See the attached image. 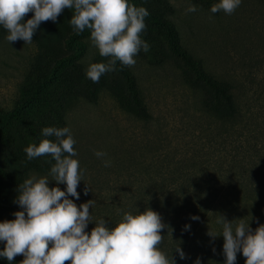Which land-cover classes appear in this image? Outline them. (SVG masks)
Here are the masks:
<instances>
[{"label": "rangeland", "instance_id": "1", "mask_svg": "<svg viewBox=\"0 0 264 264\" xmlns=\"http://www.w3.org/2000/svg\"><path fill=\"white\" fill-rule=\"evenodd\" d=\"M218 2L130 0L149 12L141 34L149 51L141 49L133 67L118 61L116 71L93 83L87 68L106 59L92 46L86 29L71 63L54 68L60 73L80 65L90 98L71 99L58 74L42 104L28 116L10 117V113L19 108L30 87L27 73L36 48L24 41L9 43L8 34H0V185L22 169L27 146L45 138L55 140L43 137L42 129L60 128L63 122L76 140L78 155L73 158L83 172L77 188L80 198H68L78 207L95 202L87 232L99 219L111 228L124 213L135 215L149 208L167 225L161 233V250L175 264H195L197 258L201 264H225L217 216L229 222L244 219L253 231L264 225V0H242L232 15L213 14L210 9ZM189 5L197 11L187 13ZM182 54L233 86L238 118L222 121L204 109L202 92L189 85L196 73ZM116 82L125 89L128 83L137 85L148 116L120 108L110 90ZM97 151L107 155L97 158ZM34 160L55 163L51 156ZM104 160L111 166L105 167ZM33 176H47L50 188L66 190L49 173L30 172L26 179ZM18 188L9 208L0 212V223L23 211L16 203ZM209 230L218 237L213 240ZM178 246L185 253L183 260L175 252ZM3 248L0 242V251ZM236 264H245L242 253H237Z\"/></svg>", "mask_w": 264, "mask_h": 264}, {"label": "clouds", "instance_id": "2", "mask_svg": "<svg viewBox=\"0 0 264 264\" xmlns=\"http://www.w3.org/2000/svg\"><path fill=\"white\" fill-rule=\"evenodd\" d=\"M241 3L242 0H219L210 11L232 15ZM65 9L74 10L70 19L73 30L78 35L89 30L92 46L106 59L87 68L86 76L93 83L116 71L118 61L133 67L141 49L149 51V44L141 38L149 12L130 0H0V26L7 31L9 43L30 44L40 24L55 23ZM196 11L194 5L186 9L187 13ZM30 13L32 18L24 22ZM42 136L55 140L45 138L38 145L27 146V159L51 156L55 163L49 175L56 185H66V190L50 188L47 176H33L19 185L16 203L23 211L15 212L14 220L0 223V242H4L0 257L9 264L17 256L24 257L21 264H175L173 257L161 250V233L167 225L159 213L149 208L135 215L124 213L111 228L105 219H99L87 232L93 223L90 209L95 202L89 200L78 207L68 198H80L77 188L83 172L78 159L73 158L78 155L76 140L68 127H45ZM94 154L97 158L107 155L101 151ZM104 166L110 167L111 161L104 160ZM88 190L86 187L85 195ZM217 223L222 225L219 236L224 240L225 264H236L237 253H242L245 264H264V225L253 231L244 219L229 222L224 216H217ZM208 235L213 240L218 237L210 230ZM175 252L180 259L186 258L179 246ZM195 264H201L199 258Z\"/></svg>", "mask_w": 264, "mask_h": 264}, {"label": "trees", "instance_id": "3", "mask_svg": "<svg viewBox=\"0 0 264 264\" xmlns=\"http://www.w3.org/2000/svg\"><path fill=\"white\" fill-rule=\"evenodd\" d=\"M73 14V9H65L55 23L49 21L40 24L32 41L36 51L27 73L30 87L24 91L23 102L15 113H10V117L31 114L34 109L42 104L45 92L48 91V85L57 80L58 74H60L61 80L68 85L71 99L76 97L90 98L82 82L83 70L80 65L72 64L74 67L70 69L66 67L60 73L54 68L59 63H71L70 57L75 54L77 46H80L78 40L80 34L78 35L70 25ZM32 15L31 13L28 14L24 22L32 18ZM0 34H8L2 26H0ZM76 50L79 51V49ZM163 53L168 56L167 52L164 51ZM182 58L196 73V78L192 77L189 85L191 88L202 92L201 102L204 109L222 121H233L238 118L240 108L232 91L233 86L228 81L217 79L213 74L203 71L197 62H193L185 54H182ZM136 86L135 83H128L125 89L123 83L116 82L111 85L110 90L122 110L136 116H148ZM60 125V128L65 127L63 122ZM22 164V169L15 176L7 178L0 185V212L9 208V202L14 192L26 180L28 173L48 174L51 169L49 164L39 163L36 160L25 159ZM22 260L21 258H14L12 264H21ZM0 264H9V262L0 257Z\"/></svg>", "mask_w": 264, "mask_h": 264}]
</instances>
